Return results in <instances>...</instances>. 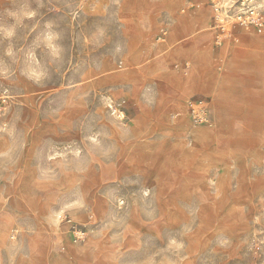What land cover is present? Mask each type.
<instances>
[{"label":"rangeland","instance_id":"1","mask_svg":"<svg viewBox=\"0 0 264 264\" xmlns=\"http://www.w3.org/2000/svg\"><path fill=\"white\" fill-rule=\"evenodd\" d=\"M213 16L0 0V264H264V32Z\"/></svg>","mask_w":264,"mask_h":264},{"label":"built area","instance_id":"2","mask_svg":"<svg viewBox=\"0 0 264 264\" xmlns=\"http://www.w3.org/2000/svg\"><path fill=\"white\" fill-rule=\"evenodd\" d=\"M263 0H210V4L214 7L213 28L217 31H224L228 23H231V14L235 15L237 24L243 29L253 28L257 33L264 32V15L260 9ZM161 38H164L162 35ZM216 43H219V37L216 36ZM117 68H123L121 60L117 63ZM7 95L0 92V106L7 100ZM203 102L194 101L188 109V114L194 124H201L207 121L205 112L202 107ZM126 101L121 99H109L107 102L108 115L118 121L126 123ZM65 223L70 226L73 233L74 244L78 245L84 241L86 236L85 228H77L73 225L71 219H64Z\"/></svg>","mask_w":264,"mask_h":264},{"label":"crops","instance_id":"3","mask_svg":"<svg viewBox=\"0 0 264 264\" xmlns=\"http://www.w3.org/2000/svg\"><path fill=\"white\" fill-rule=\"evenodd\" d=\"M181 124H183V123H181ZM197 132L201 133L204 136L208 135V133L206 131H204V130H197Z\"/></svg>","mask_w":264,"mask_h":264}]
</instances>
